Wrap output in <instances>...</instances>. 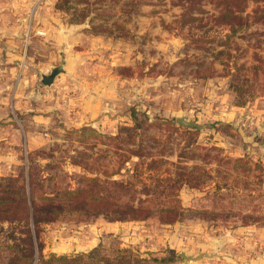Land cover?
Returning a JSON list of instances; mask_svg holds the SVG:
<instances>
[{
  "label": "rangeland",
  "instance_id": "1",
  "mask_svg": "<svg viewBox=\"0 0 264 264\" xmlns=\"http://www.w3.org/2000/svg\"><path fill=\"white\" fill-rule=\"evenodd\" d=\"M37 1L82 39L44 85L65 103L45 140L0 154V264H264V0ZM28 155L58 195L36 238ZM127 202L150 210L120 220ZM92 233L104 251L80 258Z\"/></svg>",
  "mask_w": 264,
  "mask_h": 264
},
{
  "label": "crops",
  "instance_id": "2",
  "mask_svg": "<svg viewBox=\"0 0 264 264\" xmlns=\"http://www.w3.org/2000/svg\"><path fill=\"white\" fill-rule=\"evenodd\" d=\"M41 2L0 0V154H14L8 144L22 142L25 151L39 147L53 115L63 112L65 106L58 95L60 82L47 88L36 83L35 75L40 77L57 64L61 48L70 49L82 37L74 28L68 31L62 26L59 15L45 11ZM28 111L33 114L24 123L19 113ZM120 225L103 220L96 223L97 232ZM97 236L91 234L88 247L95 245Z\"/></svg>",
  "mask_w": 264,
  "mask_h": 264
},
{
  "label": "trees",
  "instance_id": "3",
  "mask_svg": "<svg viewBox=\"0 0 264 264\" xmlns=\"http://www.w3.org/2000/svg\"><path fill=\"white\" fill-rule=\"evenodd\" d=\"M27 161H28V166H27V172H26V181H27V192L23 193L22 195H24V201L26 202V205H27V214L28 216L31 217V220L33 222V228H34V237L36 238V234L37 233V225L40 223V221L42 220V218L40 217V213L42 212V209L44 208V204H41L40 203V199H45L47 200V203L45 202V205H48L49 209L51 210H55L54 208L55 205H54V201L57 200L56 198L58 197L57 194L51 196V197H47L45 195H43L42 193H39L38 190L36 189V184H37V180H36V177H37V173L32 169V163L34 161L33 158H31L29 155L27 157ZM80 190L77 189V190H74V191H71V190H68V193H78ZM133 192V191H131ZM123 195H127V191L125 190L123 192ZM170 206H168L167 208H169ZM178 207V205L176 206V208ZM123 208L125 209L124 211L121 212V216L120 217H117L118 219L120 220H123V219H136V218H143L141 215H138L137 212L138 211H144V210H147L148 208L147 207H141V206H136L134 207L131 203L129 204L128 202L126 203V205H123ZM150 210V209H148ZM157 211L159 212H164V211H167L166 208L164 209H158ZM49 213H47L46 215V218H50ZM144 217L148 216L147 214L146 215H143ZM28 239H30V254L28 255L29 258H31V253L33 252L32 249H31V238L28 234ZM104 248H105V245L102 243V241H100L97 246L93 247L92 249H90L89 251L85 252V253H80L79 254V257L80 258H92V257H96V256H100V253L104 251ZM40 251V250H39ZM117 252L119 251H122L124 253V255L121 257L122 259H126V258H129V254H126V252L129 251V247H118L117 246ZM170 251V250H169ZM52 258H57V259H64L66 258L65 255H55L53 253H50L49 254ZM38 256H43L41 251L38 252ZM39 258V260L37 261H42L41 259L42 258ZM102 259H104L105 261L109 260V257L108 255L106 254H103L101 256ZM121 259V260H122ZM160 261H164L166 262L168 259L166 258H161L159 259Z\"/></svg>",
  "mask_w": 264,
  "mask_h": 264
},
{
  "label": "water",
  "instance_id": "4",
  "mask_svg": "<svg viewBox=\"0 0 264 264\" xmlns=\"http://www.w3.org/2000/svg\"><path fill=\"white\" fill-rule=\"evenodd\" d=\"M61 70H62L61 64H58L57 66L51 67V69H50V71L48 73H44V74H42L40 76V82L43 85H46V86L51 85L54 82L57 73H59ZM177 121L182 123L183 125H186V126H189V127H197V125L194 122L185 121L183 118H177ZM180 255L182 257H184L185 259L194 258V257L187 256L184 253H180Z\"/></svg>",
  "mask_w": 264,
  "mask_h": 264
}]
</instances>
